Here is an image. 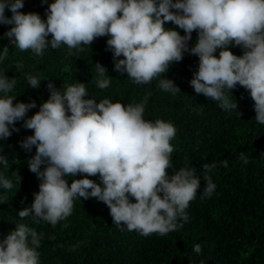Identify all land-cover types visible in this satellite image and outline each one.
Returning <instances> with one entry per match:
<instances>
[{"label": "clouds", "instance_id": "obj_1", "mask_svg": "<svg viewBox=\"0 0 264 264\" xmlns=\"http://www.w3.org/2000/svg\"><path fill=\"white\" fill-rule=\"evenodd\" d=\"M23 6V0H0V25L11 26L2 39L21 51L42 57L49 47L66 46L70 57L107 36L106 50L112 53L115 72L126 73L137 85L158 79L157 86L172 94L180 89L162 76L188 53L198 57L189 81L196 94L216 102L223 111L237 112L230 92L239 85L254 102L255 121L264 125V0H54L47 6L46 19L21 13ZM167 22L184 35L165 29ZM193 31L197 39L189 48ZM230 44L240 47L242 56L226 50ZM7 56L8 49L0 45V63ZM95 70L96 86L108 88L112 79L107 69L97 62ZM26 80L32 89L41 83L38 75H28ZM16 83L0 73V140L18 132L19 121L32 130L20 147L26 152L35 148L27 166L40 181L31 206L18 213L21 219L31 217L55 226L72 214L75 200L95 198L107 206L114 225L122 230L147 237L183 228L189 220L186 209L196 198L201 180L191 166L168 175L176 128L161 119L144 118L148 95L135 105L110 99L97 102L86 99L85 84L63 86L61 91L49 82V99L26 119L37 105L14 103L17 97L10 93ZM239 158L249 163L245 152ZM0 165L9 167L3 154ZM219 166L227 168L228 161H220ZM216 167L215 162L201 165L206 182L201 199L216 190L209 175ZM78 175L84 178L75 179ZM97 175L99 184L87 178ZM67 178H72L71 183ZM20 180L16 175V185ZM13 187L12 179L0 174V188ZM41 239L34 229L19 224L0 240V264H39L36 249ZM193 251L200 254L201 245Z\"/></svg>", "mask_w": 264, "mask_h": 264}, {"label": "trees", "instance_id": "obj_2", "mask_svg": "<svg viewBox=\"0 0 264 264\" xmlns=\"http://www.w3.org/2000/svg\"><path fill=\"white\" fill-rule=\"evenodd\" d=\"M52 2L54 0L47 3L23 0L24 6L19 11L36 13L46 19L47 6ZM6 15L11 13L6 11ZM164 27L184 35L183 30L171 22ZM6 31L0 25V45L3 46L8 41L2 39ZM191 35L189 48L197 39L195 31ZM108 38H97L90 49L70 57L66 55V46L57 50L49 47L42 57H37L30 50L21 51L10 44L8 56L0 64V73L17 81L10 93L17 97L14 103H36L37 107L28 111L26 119L49 99V82L61 91L63 86L85 84L86 99L93 98L97 102L110 99L113 103L135 105L148 95L144 118L153 122L161 119L176 128V136L171 141L173 168L167 169L168 175L191 166L201 180L196 198L186 209L188 222L166 236L144 237L134 230H122L114 225L107 206L95 198L75 200L72 214L55 226L44 221L34 222L31 217L21 219L18 213L31 206L40 181L27 166L35 148L26 152L20 147V142L33 132L19 121L15 124L19 131L0 140V154L8 158L9 164L8 168L0 165V174L14 183L11 190L0 188V240L21 223L34 229L42 236L36 249L40 254L39 264H264V125L254 119V102L249 92L239 85L230 92L239 114L223 111L216 102L196 94L189 81L197 70L198 57L188 53L182 61L173 62L162 76L171 80L180 92L172 94L160 89L158 79L149 85L134 84L126 73L121 75L113 70L112 53L106 50ZM46 39L50 40L51 36ZM226 50L237 57L243 54L240 47L231 44ZM218 54L219 50L215 53L217 58ZM97 62L107 69L112 79L103 90L96 86ZM17 64L23 67L17 69ZM28 75L39 76V88L27 85ZM240 152H245L248 164L240 160ZM222 160L228 161L227 168L219 166ZM213 162L217 167L209 175L216 190L210 198L201 199L206 183L201 165ZM16 175L21 177L19 186ZM81 178L84 177H75ZM87 178L100 183L98 175ZM67 179L71 183L72 178ZM196 244L202 247L200 254L193 251Z\"/></svg>", "mask_w": 264, "mask_h": 264}, {"label": "water", "instance_id": "obj_3", "mask_svg": "<svg viewBox=\"0 0 264 264\" xmlns=\"http://www.w3.org/2000/svg\"><path fill=\"white\" fill-rule=\"evenodd\" d=\"M1 26H2L3 28H5L7 31L9 30L8 27H6V26H4V25H1ZM10 44H11V43H10L9 41H7V43L5 44V47L8 48ZM0 64H1V63H0Z\"/></svg>", "mask_w": 264, "mask_h": 264}]
</instances>
